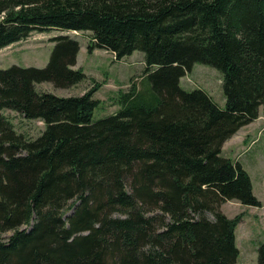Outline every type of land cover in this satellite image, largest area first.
<instances>
[{"label": "trees", "instance_id": "trees-1", "mask_svg": "<svg viewBox=\"0 0 264 264\" xmlns=\"http://www.w3.org/2000/svg\"><path fill=\"white\" fill-rule=\"evenodd\" d=\"M45 29L91 32L89 50L117 60L144 53L150 94L94 123L97 87L38 92L87 78L69 36L45 68L0 70V264H237L239 218L221 208L261 203L223 149L264 110V0H0V50ZM197 63L223 74L225 109L182 88ZM5 110L46 130L32 140Z\"/></svg>", "mask_w": 264, "mask_h": 264}, {"label": "rangeland", "instance_id": "rangeland-1", "mask_svg": "<svg viewBox=\"0 0 264 264\" xmlns=\"http://www.w3.org/2000/svg\"><path fill=\"white\" fill-rule=\"evenodd\" d=\"M69 36L80 42L81 48L77 64L73 69H80L86 74V79L77 86L62 89L52 83L36 84L40 93H50L58 97H79L96 88L94 99L99 102L93 122L118 114L125 96L137 90L143 92L148 82L146 78L145 54L136 51L131 56L117 60L116 55L105 48L95 47L91 32L65 31L59 29L37 30L14 45L0 50V70L12 66L47 67L51 53L55 47V38ZM181 86L186 91L203 90L210 94L223 109L226 107V97L223 89V74L216 68L197 63L193 70L181 80ZM253 123L243 127L224 144L223 156L230 158L248 171L252 178L254 194L259 199V207L246 206L238 200L225 203L221 210L229 218H239L237 227V246L241 250L237 264H258L259 247L264 241V114ZM5 116L12 122L15 129L35 140L46 130V124L41 120H26L16 111L5 110ZM73 213L70 211L67 216ZM212 217L211 215H209ZM11 233L0 237L6 241Z\"/></svg>", "mask_w": 264, "mask_h": 264}]
</instances>
